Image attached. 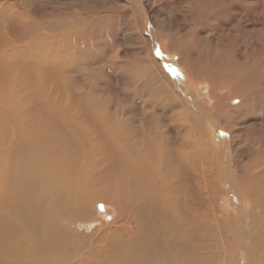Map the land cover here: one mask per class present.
Masks as SVG:
<instances>
[{
  "label": "bare ground",
  "instance_id": "1",
  "mask_svg": "<svg viewBox=\"0 0 264 264\" xmlns=\"http://www.w3.org/2000/svg\"><path fill=\"white\" fill-rule=\"evenodd\" d=\"M114 1L135 31L144 24L148 49L137 79L125 61L112 66L142 112L165 115L162 131L88 110L64 86L68 62L88 54L87 31L103 29L87 27L94 9L49 33L36 31L30 5L0 15V264H264V3L215 0L208 18L232 16V28L187 47L189 26L153 22L162 0ZM202 1L179 0L194 16ZM161 38L178 61L162 59Z\"/></svg>",
  "mask_w": 264,
  "mask_h": 264
},
{
  "label": "rangeland",
  "instance_id": "2",
  "mask_svg": "<svg viewBox=\"0 0 264 264\" xmlns=\"http://www.w3.org/2000/svg\"><path fill=\"white\" fill-rule=\"evenodd\" d=\"M1 1L5 3V7L0 9L1 10L0 15L6 14L7 19L9 18L10 14L12 15L11 2H13V4L16 5V7H19L20 9L22 7L26 8L28 7V5L32 6V10L27 15L29 20L30 19H32V21L35 20L33 23L35 24V29H37L36 30L37 32L43 31L46 33H49L48 30L51 29L49 27L52 26V24L60 23V25H68L71 21H73L70 19L72 15H77L79 11H85L86 10L85 8H89V9L91 8V10L94 9L93 12L89 13L94 18L92 19V21L89 22V25H87V27H90V25L92 26L101 25L103 29L100 31V34L99 32L96 31L95 28L90 30L91 33L87 31L86 38L88 40L84 48L86 49L89 55L86 54L82 58H79L77 60L75 59L73 61L70 60L68 62L69 69H66L68 70L67 72L68 74H66L63 80L65 83L64 86L68 88V91L70 92L71 96L73 95V97H75L74 95L78 94L82 100H85L88 104V106L86 107L88 110L91 109L92 111H100L101 113L108 115H115V116L118 115L119 117H121L124 113H128V116L132 118L131 123L128 121L129 125H132V127H135L141 131L143 125L144 126L152 125L149 128L150 134L154 131L155 126H160L159 128L161 131L165 129V127H163L164 122H166L164 119L165 115L161 113L145 114L144 112H142L143 109L141 105L138 106V104L136 103V102L139 103L137 96H135V99L133 98L132 91L129 90L127 84L124 83L123 79H121L120 77L121 75L118 74L119 68L112 66L114 65L113 64L114 60H116L118 63L125 61L122 63V65L125 66L126 69H129L130 73H131V69H133L136 73L135 75L136 79L137 77H139L137 76L138 74L137 71H143V67L138 65L139 63L138 59L142 57L146 52V49H148L147 48L148 40L144 31L145 30V27H143L144 24L141 25L143 28L140 27L142 30L138 29L137 31H135L134 29L137 28L132 27L131 20L134 19L135 17L131 15L132 13L131 11H129L128 5L126 6L122 5L114 0H24V2H20V0H1ZM147 1L151 3L152 1L155 0H147ZM162 1L164 4H160L159 6L160 10L157 9L156 12H154L155 11L154 8L153 12L155 15L153 16V22H156V24L158 22H162L165 24L171 22L172 30L176 28L179 29L180 32L183 26L186 25L189 26L190 34L188 35V38L190 43L187 40V47L197 44L200 38H205L207 35H212L213 39H215L217 38L218 35L224 34L225 29H227L228 27L231 29L234 24L232 16H230V20H228L227 14L220 12L215 17L212 16L208 18L207 16L208 12L210 11V9L214 7L215 0H203L202 2H196L195 8L200 9L201 12L203 13V14L198 13L197 16L189 14L188 12L189 8L184 7V5H187L186 3L179 2V0H162ZM219 1L221 2L222 0ZM219 1L218 3H220ZM231 1L233 2V5H237L239 1V3H241L244 6L250 0H231ZM257 1L260 4L264 3V0H257ZM161 11L163 12L164 15L162 14ZM234 11H235L234 14L243 16L244 19H250V14L244 11L242 8L236 7ZM107 12L113 14L114 18L109 17V21L111 20L113 22L111 21L107 22L106 20H104L103 16ZM16 16L20 17V15H16ZM217 16L219 18L224 19V23L220 26L218 25L217 22L218 19ZM95 19L97 21H95ZM13 21L12 23L20 25L17 20L13 19ZM212 21H214L215 23L214 22L212 23ZM2 22L4 26L7 25L8 23L7 20H4ZM143 23H147V21L145 20ZM215 24H217L218 26ZM152 28H154V25H152ZM14 29L13 31L15 33ZM57 29L55 30V32L58 31ZM16 30L19 31L18 34L22 33V28L18 27V29ZM199 31L201 32L199 33ZM254 36L255 35H250V38H253ZM161 39L162 41L159 43L160 45L159 49L161 53L159 54L161 55L162 59H164L167 65H169L173 61L175 62L178 61V59H180L181 56L178 53L170 52L168 50L169 41L163 38ZM229 41L231 42L230 39ZM115 50L120 51L116 56V58L114 56L116 52ZM110 60L112 62H110ZM183 66L178 65L177 67L175 65V67L177 69H180L182 74L187 78V72H185ZM42 74L44 73L42 72ZM131 76H133V74H131ZM187 83L188 82H186V84ZM189 87L190 84L188 83L186 86V90H188ZM85 92L87 95H85ZM147 95H148L147 92L143 94L144 97H146ZM75 98L72 99L74 100ZM91 103L95 105V108L91 106ZM230 126L237 127V125L234 124L233 121H230ZM211 129L212 127L208 126V130L210 131ZM224 130H225L224 128H221L220 131L217 130V133L221 134L219 141L222 142V148L224 146L223 141L225 140V136L228 135V134L226 135V132H224ZM215 132L216 131L212 132L213 134L210 135V140L213 138L212 139L213 141L211 140V143L215 148H217L218 147L217 142H215V139L213 137V135H215ZM248 136L246 137L237 136V140L240 143V146L245 144V141L247 140ZM227 139L229 140L228 137ZM0 146L2 145L0 144ZM219 204L222 210L225 211L227 209L226 197L222 193L220 194L219 197ZM88 226H89L88 223H83V224L81 223L78 224L76 230L84 231L83 236H85L86 240L89 241L90 229H88ZM73 261L74 260L70 261L69 264H76V262Z\"/></svg>",
  "mask_w": 264,
  "mask_h": 264
},
{
  "label": "snow or ice",
  "instance_id": "3",
  "mask_svg": "<svg viewBox=\"0 0 264 264\" xmlns=\"http://www.w3.org/2000/svg\"><path fill=\"white\" fill-rule=\"evenodd\" d=\"M175 71V70H174Z\"/></svg>",
  "mask_w": 264,
  "mask_h": 264
}]
</instances>
